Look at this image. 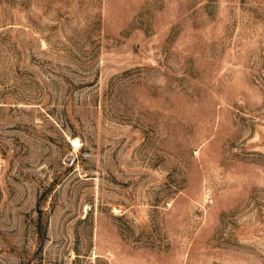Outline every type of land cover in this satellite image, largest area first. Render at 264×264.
I'll return each instance as SVG.
<instances>
[{
	"label": "rangeland",
	"instance_id": "obj_1",
	"mask_svg": "<svg viewBox=\"0 0 264 264\" xmlns=\"http://www.w3.org/2000/svg\"><path fill=\"white\" fill-rule=\"evenodd\" d=\"M0 264H264V0H0Z\"/></svg>",
	"mask_w": 264,
	"mask_h": 264
},
{
	"label": "bare ground",
	"instance_id": "obj_2",
	"mask_svg": "<svg viewBox=\"0 0 264 264\" xmlns=\"http://www.w3.org/2000/svg\"><path fill=\"white\" fill-rule=\"evenodd\" d=\"M73 143H74V144H77V141H76V140H73ZM78 145H79V144H78ZM72 146H73V145H72ZM76 146H77V145H76Z\"/></svg>",
	"mask_w": 264,
	"mask_h": 264
}]
</instances>
